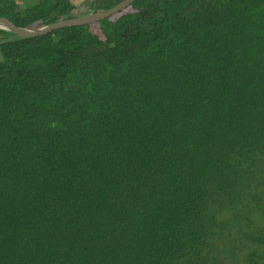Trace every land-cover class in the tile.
Wrapping results in <instances>:
<instances>
[{"label":"trees","instance_id":"trees-1","mask_svg":"<svg viewBox=\"0 0 264 264\" xmlns=\"http://www.w3.org/2000/svg\"><path fill=\"white\" fill-rule=\"evenodd\" d=\"M146 1L0 28V264H264V0Z\"/></svg>","mask_w":264,"mask_h":264},{"label":"water","instance_id":"water-1","mask_svg":"<svg viewBox=\"0 0 264 264\" xmlns=\"http://www.w3.org/2000/svg\"><path fill=\"white\" fill-rule=\"evenodd\" d=\"M136 0H123L116 6L105 11H93L85 15L66 18L54 23L37 27H20L15 21L6 16H0V28L14 33V37H34L44 35L54 29L66 28L76 25L100 22L133 4ZM12 38V37H11ZM10 38V39H11Z\"/></svg>","mask_w":264,"mask_h":264},{"label":"rangeland","instance_id":"rangeland-1","mask_svg":"<svg viewBox=\"0 0 264 264\" xmlns=\"http://www.w3.org/2000/svg\"><path fill=\"white\" fill-rule=\"evenodd\" d=\"M89 2H90V0H79V7H78V11H77L78 16L90 13ZM158 3H159V0H147L146 6L151 7L152 5L153 6L158 5ZM41 24L42 23H39V25H41ZM3 59H4L3 48H0V61Z\"/></svg>","mask_w":264,"mask_h":264},{"label":"flooded vegetation","instance_id":"flooded-vegetation-1","mask_svg":"<svg viewBox=\"0 0 264 264\" xmlns=\"http://www.w3.org/2000/svg\"><path fill=\"white\" fill-rule=\"evenodd\" d=\"M41 26V25H40Z\"/></svg>","mask_w":264,"mask_h":264}]
</instances>
